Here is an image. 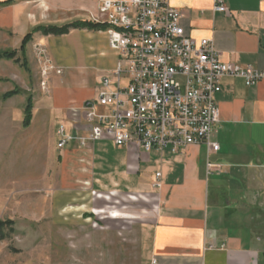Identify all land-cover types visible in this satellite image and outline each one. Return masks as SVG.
Here are the masks:
<instances>
[{"label": "crops", "instance_id": "0c3cea01", "mask_svg": "<svg viewBox=\"0 0 264 264\" xmlns=\"http://www.w3.org/2000/svg\"><path fill=\"white\" fill-rule=\"evenodd\" d=\"M13 1L0 6L1 33L27 35L39 26L91 22L102 0ZM168 2L181 12L180 24L188 37L212 40L224 63L264 72V0H227L229 17L214 12L213 0ZM34 39L49 50L52 68L60 70L50 73L54 87L44 92L48 107L43 112L71 129L68 108L97 96L101 79L113 72L118 55L105 31L35 34ZM65 71V80L74 88L62 92L63 80L58 78ZM216 101L221 114L213 139L220 145L216 153L209 154L203 145L176 154L170 149L147 153L135 146L118 148L110 141L90 143L88 150L75 144L52 148L63 155L68 170L88 173L98 200L108 202V196L112 200L122 193L155 198L146 264H264V80L247 87L243 79L225 78ZM208 165L214 167L211 172ZM158 173L161 188L154 189Z\"/></svg>", "mask_w": 264, "mask_h": 264}, {"label": "rangeland", "instance_id": "374dc122", "mask_svg": "<svg viewBox=\"0 0 264 264\" xmlns=\"http://www.w3.org/2000/svg\"><path fill=\"white\" fill-rule=\"evenodd\" d=\"M25 36L0 32V54L19 52L0 61V264H146V235L158 202L129 193L98 200L88 173L68 170L63 155L52 152L59 119L43 112L44 94L54 87L50 73L60 70L52 68L49 50L34 38L22 53ZM65 73L58 78L62 92L72 86ZM15 90L18 95L4 100ZM29 98L33 116L25 128Z\"/></svg>", "mask_w": 264, "mask_h": 264}, {"label": "built area", "instance_id": "2783aa9c", "mask_svg": "<svg viewBox=\"0 0 264 264\" xmlns=\"http://www.w3.org/2000/svg\"><path fill=\"white\" fill-rule=\"evenodd\" d=\"M213 1L215 13L231 16L227 0ZM181 17L168 0L101 1L91 22L105 26L118 62L101 79L94 99L68 108L71 129L58 126L59 150L72 144L88 150L100 141L147 153L170 149L176 154L202 145L209 154L220 150L213 139L223 79L240 78L253 87L264 72L224 63L212 40L197 42L186 35ZM213 168L208 165L209 172ZM160 177L154 189L161 188Z\"/></svg>", "mask_w": 264, "mask_h": 264}, {"label": "trees", "instance_id": "16d2710c", "mask_svg": "<svg viewBox=\"0 0 264 264\" xmlns=\"http://www.w3.org/2000/svg\"><path fill=\"white\" fill-rule=\"evenodd\" d=\"M13 0H9L4 3H0V6H9L13 4ZM91 30V31H104L105 26L95 24L93 22H83V21H77L73 22L64 26H39L32 30L31 33L27 34L22 43H21V52L23 53L29 43L33 41L35 34H41L43 36H55L60 37L64 35H68L72 30ZM18 51H9L6 53L0 54V61L1 60H12L15 59L18 55ZM19 94V91L15 90L12 92H9L4 95V100H8L16 95ZM33 99L29 98L27 107L25 110V121H24V127L28 128L32 121L33 116ZM4 223L0 222V229H3Z\"/></svg>", "mask_w": 264, "mask_h": 264}]
</instances>
